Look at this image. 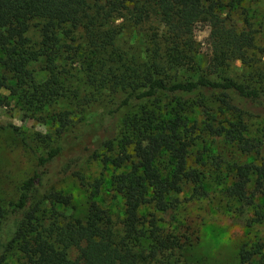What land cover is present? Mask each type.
Here are the masks:
<instances>
[{
  "label": "trees",
  "instance_id": "obj_1",
  "mask_svg": "<svg viewBox=\"0 0 264 264\" xmlns=\"http://www.w3.org/2000/svg\"><path fill=\"white\" fill-rule=\"evenodd\" d=\"M243 2L0 0V104L13 101L31 116L67 105L51 114L56 142L33 153L17 197L0 204V264H193L157 215L184 188L200 194L208 166L225 165L229 195L262 217L260 130L249 120L264 117L263 46ZM198 27L207 30L205 51ZM0 128L27 145L17 126ZM215 139L252 159L227 162L211 150ZM97 157L119 169L110 185L122 200L120 218L95 198L101 175L85 181L81 173ZM67 175L88 189L82 219L65 211L70 196L54 187ZM262 247H240L237 264H251Z\"/></svg>",
  "mask_w": 264,
  "mask_h": 264
},
{
  "label": "rangeland",
  "instance_id": "obj_2",
  "mask_svg": "<svg viewBox=\"0 0 264 264\" xmlns=\"http://www.w3.org/2000/svg\"><path fill=\"white\" fill-rule=\"evenodd\" d=\"M243 5L247 15L251 16L254 26H259L258 44L263 46V53H259L258 57L261 58V68L264 70V0H244ZM27 34L32 40L39 38L34 29H30ZM206 35L205 28L198 27L194 31L196 43L203 51L206 50ZM75 80L68 79V82L74 85ZM6 94L5 91L0 92L1 101H4ZM64 107H67L66 103L44 107L31 116L29 112L19 110L13 101L0 104V124L10 123L17 126L27 143L26 145L20 136L9 129L0 128V204L17 197L19 183L31 174L35 166L33 153H42L49 145L56 142L51 114ZM96 110L97 107H91L87 112L92 113ZM128 111L129 108L124 107L116 112L118 124ZM87 115L77 113L76 117L83 120ZM249 121V127L253 131L260 130L256 133L259 136L261 157L264 161V117H252ZM79 125L75 122L71 130L76 131ZM210 146L212 151L220 152L227 162L232 156L233 159H252L249 156L235 155L230 148L223 147L218 139H215ZM103 152L108 154L106 150ZM225 170L226 166L223 164L221 169L208 166L201 183V193L192 194L191 190L184 188L180 193L173 195L177 198L175 207L158 214L157 224L163 232L181 236L184 241L182 255L193 264H237L240 247L254 248L260 244L263 247L259 253L251 257L250 261L251 264H264L262 198L256 199L261 206L259 211L262 214L261 218L256 219L252 215V206L241 205L227 192ZM118 171V168L103 164L100 157L88 158L81 167L85 181H92L99 175L103 178L101 190L95 198L107 209L113 219L122 215L121 197L114 195L110 185L111 175ZM54 187L57 191L70 196V203L65 211L82 219L88 201L86 186L67 175L56 181ZM146 211V207L140 210L142 214Z\"/></svg>",
  "mask_w": 264,
  "mask_h": 264
}]
</instances>
